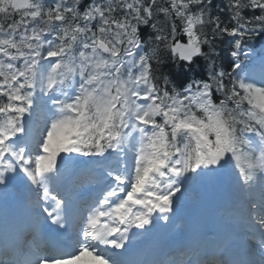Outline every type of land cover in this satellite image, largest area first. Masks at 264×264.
Wrapping results in <instances>:
<instances>
[{
  "label": "snow or ice",
  "instance_id": "6c2138e0",
  "mask_svg": "<svg viewBox=\"0 0 264 264\" xmlns=\"http://www.w3.org/2000/svg\"><path fill=\"white\" fill-rule=\"evenodd\" d=\"M254 37L264 40V0H0V185L26 176L47 204L39 219L69 234L51 242L37 230L28 255L0 264H133L113 251H127L133 228L168 221L190 188L226 176L248 196L264 264ZM69 169L76 181L100 170L75 219V193L61 188Z\"/></svg>",
  "mask_w": 264,
  "mask_h": 264
},
{
  "label": "bare ground",
  "instance_id": "6f19581e",
  "mask_svg": "<svg viewBox=\"0 0 264 264\" xmlns=\"http://www.w3.org/2000/svg\"><path fill=\"white\" fill-rule=\"evenodd\" d=\"M76 179V176H73L71 178V180H75ZM215 182V179L214 180H210V181H205L203 183H201L200 185V188H202L203 190H211L212 188H214L213 184ZM27 185H29V181H27ZM64 186H67V184H64ZM72 185L70 186H67L68 188H71ZM98 187H93L92 188V193L93 194H96V191H97ZM63 190V189H62ZM24 199L25 198V195H24ZM3 205V203H2ZM204 208L206 209H209L210 210H213L215 206H212L211 205V201L209 202V204H206V205H203ZM0 207H1V204H0ZM181 216L177 215L176 217H174L175 219H179ZM180 222L177 224L179 227L178 228H174V234L175 236H177L180 231L182 229H184V226H183V223H182V220L180 218L179 220ZM207 224H212V225H217V229H215V234H216V237L219 238V241H222L224 242V247L227 246V244H229L231 241L233 240H239V239H242V242H245L246 240V237L249 235L250 233V228H247V231H245L244 227H238L237 229H235V231H237L239 234H231L233 237L232 238H228V236L226 237V233H225V230L223 229V227H220V223L215 219V216L213 214H211V216H206L204 217V220L202 222V226H205ZM174 224V222L172 221V224L170 226H166V225H161V230H166L167 232H169L171 230L172 227L174 226H177ZM163 227H166V229H163ZM139 230L141 233H143L144 235H146V230L144 229H137ZM148 231V230H147ZM243 231V232H242ZM236 232V233H237ZM160 233L159 232H155L153 234V232L149 233L148 231V240L146 241V245L152 241H155V238L159 235ZM194 238L196 239V241H198L199 239L202 241V246H207L208 243H205L206 240H207V232L206 231H201V227L195 229L189 236V238ZM137 240H131L130 242H133L134 244H136V246L140 249V252L143 251V249L140 247L141 244L139 242H136ZM141 241V240H140ZM143 242V241H142ZM170 244H174V240H170ZM220 244H218V246H220ZM164 246H165V242L164 241H161L158 245V247L156 249L153 250V248H150V250H148L147 248H144V255L145 256H154V255H159V252L161 253L164 249ZM223 246H220V247H223ZM203 247V248H204ZM201 248V249H203ZM167 250V255L171 254L169 253L168 249ZM166 253V252H165ZM164 253V254H165ZM148 259H151V257H146L144 260H148Z\"/></svg>",
  "mask_w": 264,
  "mask_h": 264
},
{
  "label": "rangeland",
  "instance_id": "374dc122",
  "mask_svg": "<svg viewBox=\"0 0 264 264\" xmlns=\"http://www.w3.org/2000/svg\"><path fill=\"white\" fill-rule=\"evenodd\" d=\"M261 58V56H258V55H256L255 56V59H254V61L255 60H259ZM257 69V68H256ZM196 190V189H200L197 185H194L192 188H191V190L193 191V190ZM225 188L223 187V193H224V191L226 190H224ZM197 191V190H196ZM198 192V191H197ZM215 193H217V192H215ZM199 194V193H198ZM199 196H200V194H199ZM187 200L188 201H190V200H193V201H195L196 199L194 198V194L193 193H188V196H187ZM187 203V202H186ZM188 204V203H187Z\"/></svg>",
  "mask_w": 264,
  "mask_h": 264
}]
</instances>
